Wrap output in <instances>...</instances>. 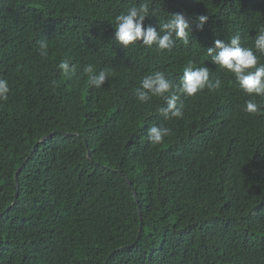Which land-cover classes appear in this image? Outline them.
I'll use <instances>...</instances> for the list:
<instances>
[{
    "label": "trees",
    "instance_id": "1",
    "mask_svg": "<svg viewBox=\"0 0 264 264\" xmlns=\"http://www.w3.org/2000/svg\"><path fill=\"white\" fill-rule=\"evenodd\" d=\"M142 2L158 32L182 13L189 44L118 45L115 17ZM262 26L264 0H0V264H264V99L207 55L235 35L253 46ZM189 62L222 87L181 96L183 118L136 99L143 77L178 85ZM87 65L109 71L103 87ZM248 99L262 110L246 113ZM153 123L171 129L162 144Z\"/></svg>",
    "mask_w": 264,
    "mask_h": 264
},
{
    "label": "clouds",
    "instance_id": "2",
    "mask_svg": "<svg viewBox=\"0 0 264 264\" xmlns=\"http://www.w3.org/2000/svg\"><path fill=\"white\" fill-rule=\"evenodd\" d=\"M148 12V5L142 2L139 6H133L126 13L115 17L114 40L118 45L127 49L139 42L149 48L155 46L157 50L163 51L171 50L176 41L189 44L190 22L182 13L171 14L169 19L160 21L158 32L154 26H145ZM208 19V15L198 16L197 27L203 30ZM48 47L47 40L38 41V50L42 57H47ZM257 53L264 54V26L258 30L251 47L242 46L240 36L235 35L227 43L217 39L214 47L207 49L212 64L233 74L242 92L249 97L264 99V63L259 62ZM57 67L64 76L77 73V67L68 60H61ZM83 72L88 76L89 85L94 88L103 87L110 75L107 69L95 72L92 65L85 66ZM221 87L222 81L219 78L210 79L208 67H195L189 62L183 69L178 85L167 79L163 72L156 71L143 77L140 86L135 89V96L140 103H146L153 97L161 98L165 106L160 107L159 112L156 109L155 116L160 114L168 120L183 118L184 105L181 96L192 97L205 88L218 90ZM9 92L8 80L0 78V101H7ZM243 110L255 114L261 111L262 107L255 99H248ZM170 135L171 129L163 125L153 123L147 129L148 141L153 145L162 144L165 137Z\"/></svg>",
    "mask_w": 264,
    "mask_h": 264
},
{
    "label": "water",
    "instance_id": "3",
    "mask_svg": "<svg viewBox=\"0 0 264 264\" xmlns=\"http://www.w3.org/2000/svg\"><path fill=\"white\" fill-rule=\"evenodd\" d=\"M49 137H51V135H50V136H47V137H45V138H43V139L41 140V142L47 140ZM16 198H17V194H16ZM140 232H142V228L140 229ZM139 238H140V235H139Z\"/></svg>",
    "mask_w": 264,
    "mask_h": 264
}]
</instances>
